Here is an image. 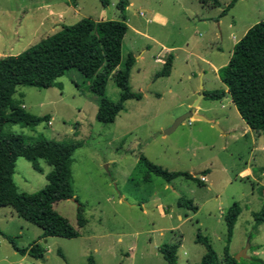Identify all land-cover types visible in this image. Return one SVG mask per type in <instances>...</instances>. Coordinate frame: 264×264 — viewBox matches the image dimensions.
<instances>
[{
	"label": "rangeland",
	"instance_id": "374dc122",
	"mask_svg": "<svg viewBox=\"0 0 264 264\" xmlns=\"http://www.w3.org/2000/svg\"><path fill=\"white\" fill-rule=\"evenodd\" d=\"M107 1L104 6L102 0H0V58L18 56L50 36L48 29L56 23L47 28L45 18L62 22L55 28L84 18L126 22L122 64L134 55L130 87L142 96L127 101L115 122L105 124L97 119L98 97L90 81L75 69L61 76L59 68L49 89L18 87L15 98L25 110L49 119L36 127L7 125L5 133L23 135L29 143L44 138L82 144L71 161L75 197L54 204L80 236L42 239L41 228L9 207L0 208L2 232L16 237L20 248L38 243L45 249L43 259L22 256L0 234V264H168L159 249L180 240L177 264H201L207 249L197 242L199 231L220 261L229 247L239 264H264V223L255 219L264 211V133L246 131L229 96L200 102L199 115L214 121V128L201 120L189 125L187 119L165 133L193 112L195 91H226L219 70L248 30L264 21V0H241L224 17L231 0H219L221 7L200 0H129L125 13L118 10V0ZM74 7L78 16L71 19ZM164 48L172 49L173 68L169 78H157L170 54ZM158 55L163 64L155 61ZM120 95L111 77L106 96L118 102ZM142 156L169 172L200 175L209 169V183L186 177L167 182L153 174L147 183ZM40 166L42 172L25 158L17 160L13 178L20 193L47 186L53 168L44 160ZM181 197L193 200L198 211L180 209ZM234 203L242 212L229 242L225 216ZM248 245L246 257L237 259Z\"/></svg>",
	"mask_w": 264,
	"mask_h": 264
},
{
	"label": "trees",
	"instance_id": "16d2710c",
	"mask_svg": "<svg viewBox=\"0 0 264 264\" xmlns=\"http://www.w3.org/2000/svg\"><path fill=\"white\" fill-rule=\"evenodd\" d=\"M102 1L104 6L108 5L107 0ZM200 1L221 7L219 0ZM239 1L241 0H231L223 8L220 17L227 15ZM129 6V0H118L117 8L121 13H125ZM128 30L129 27L124 21H94L84 18L74 25H63L60 31L18 56L0 58V208L9 207L20 218L41 228L42 239H75L80 236L69 220L54 209V204L75 197L71 161L73 153L82 144L44 138L29 143L23 135L5 133L7 125L36 127L49 119L28 113L15 98L17 89L20 86L49 89L59 77L56 72L59 68H62L61 76L68 70L75 69L90 81V90L98 97V121L114 123L127 101L142 99L130 87L131 71L136 63L134 55L129 53L122 64L123 42ZM173 60L174 56L170 55L163 70L156 75L157 78L170 75ZM111 77L121 91L118 102H112L106 96ZM219 77L227 91H206L205 98L215 101L230 95L246 124L253 131L264 133V21L251 27L235 45L228 64L219 70ZM19 158L27 159L38 172H42L40 160L52 166L53 170L46 176L48 184L44 189L34 194L18 191L13 177ZM140 163L148 170L145 182L151 181V174L162 177L167 182L178 177L198 181L189 173L169 172L144 156ZM208 173V170L202 172ZM199 184L203 185L200 181ZM178 207L198 211L194 201L184 197L179 198ZM81 210L82 206L79 205L78 223L83 227L86 220L83 219ZM241 212L239 204L234 203L225 216L229 242L233 238ZM255 219L259 224L264 223V211L255 214ZM0 234L18 254L29 255L37 260L44 258L45 249L38 243L28 248H20L16 237L1 230ZM197 242L204 244L207 249L201 264H239L230 254L229 247L225 248L224 262L220 261L208 239L200 231ZM180 244H165L160 247L159 250L168 264H177ZM59 254L64 258L61 252ZM90 263L94 264V261L90 260Z\"/></svg>",
	"mask_w": 264,
	"mask_h": 264
},
{
	"label": "crops",
	"instance_id": "0c3cea01",
	"mask_svg": "<svg viewBox=\"0 0 264 264\" xmlns=\"http://www.w3.org/2000/svg\"><path fill=\"white\" fill-rule=\"evenodd\" d=\"M130 5H132V3L130 2ZM74 10V11H73ZM73 10H72V17H71V19H74L75 17H77L78 16V12L75 10V7L73 8ZM52 13V12H51ZM53 14V13H52ZM59 16H64L63 14H60ZM60 18V17H59ZM43 19V18H42ZM45 21V23H46V26H47V28H49L51 25H53V23H56L55 24V27L57 26V24H59L60 25V23H62V22H55V21H53V20H50L49 18H45L44 20H43V22ZM42 22V23H43ZM54 27V28H55ZM48 29V34L49 35H53V34H55V33H57L58 32V29H60L61 28V26H59V27H57V28H55V29ZM47 34V35H48ZM163 50H165V51H167V52H170V54H168L167 56L169 57L170 55H173L172 54V49H163ZM160 60H159V59ZM163 59H165V58H161V56L160 55H158L157 56V58L155 59V61L157 62V63H160V64H163L164 63V61H163ZM174 63V62H173ZM172 68H173V66H172ZM205 74V73H204ZM170 76H168V78H169ZM215 91V90H214ZM226 91H227V88H226ZM202 92H206L204 89H201V91H199V90H197V91H195L194 92V96H195V98H197ZM209 92V91H208ZM227 96H229L230 97V95H226V97ZM225 97V98H226ZM231 98V97H230ZM206 99V98H205ZM202 101V100H201ZM230 103H232L233 105H234V103L232 102V99L230 100ZM199 106H200V104H199ZM197 107L196 108V111H195V114H201L200 113V107ZM235 106V105H234ZM192 107V105H189L188 106V109H190ZM237 109V108H236ZM239 113V112H238ZM187 114V113H186ZM242 118V117H241ZM212 121V120H211ZM208 121V123L210 124V127H212V128H214V124H213V122L214 121ZM244 121V120H243ZM195 122V119L193 118V120H192V123L191 124H193ZM220 121H216L215 123L216 124H218ZM245 122V121H244ZM246 123V122H245ZM190 124V122H189V125H191ZM217 126V125H216ZM246 126L248 127V128H246V131L248 130V129H251L247 124H246ZM252 130V129H251ZM257 133V132H256ZM206 170H208L209 171V173L208 174H194V175H192L193 177H196L197 178V180H198V182L200 181L203 185L204 184H206V183H209V181H208V177H210L211 176V171L209 170V169H206ZM206 170H204V171H206ZM197 175H198V177H197ZM252 176H253V178L254 179H256V176L254 175V173L252 174ZM201 177H205L206 178V181H201ZM152 180V179H151ZM151 181H149V182H147V183H150ZM178 203V202H177ZM180 209H183V208H180ZM178 218H179V220H182V215L181 214H179V216H178ZM234 236V235H233ZM181 241V240H180ZM179 241V242H180ZM181 243V242H180Z\"/></svg>",
	"mask_w": 264,
	"mask_h": 264
},
{
	"label": "water",
	"instance_id": "95a60500",
	"mask_svg": "<svg viewBox=\"0 0 264 264\" xmlns=\"http://www.w3.org/2000/svg\"><path fill=\"white\" fill-rule=\"evenodd\" d=\"M205 98V93L202 92L198 97H197V101L194 103L193 105V112H189L187 114H184L183 116L179 117L175 123L165 132L166 134H170L172 132H174L185 120L187 119H195V120H201V121H207V119L199 114H195L196 108L199 106L201 100H203ZM208 122V121H207ZM218 128V126H216ZM250 245L247 246V248L242 252V254L240 256L237 257V259L241 258V257H246V253L249 250Z\"/></svg>",
	"mask_w": 264,
	"mask_h": 264
},
{
	"label": "built area",
	"instance_id": "2783aa9c",
	"mask_svg": "<svg viewBox=\"0 0 264 264\" xmlns=\"http://www.w3.org/2000/svg\"><path fill=\"white\" fill-rule=\"evenodd\" d=\"M192 120H193V119H190V120H189L190 124L192 123ZM201 181H203V182L206 181V178H205V177H201Z\"/></svg>",
	"mask_w": 264,
	"mask_h": 264
}]
</instances>
